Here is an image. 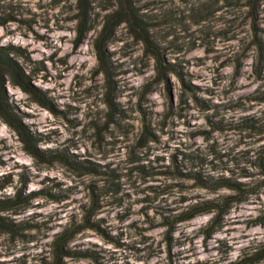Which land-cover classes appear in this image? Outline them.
I'll use <instances>...</instances> for the list:
<instances>
[{
    "label": "clouds",
    "instance_id": "obj_1",
    "mask_svg": "<svg viewBox=\"0 0 264 264\" xmlns=\"http://www.w3.org/2000/svg\"><path fill=\"white\" fill-rule=\"evenodd\" d=\"M80 2L0 0V264H264V0Z\"/></svg>",
    "mask_w": 264,
    "mask_h": 264
},
{
    "label": "trees",
    "instance_id": "obj_2",
    "mask_svg": "<svg viewBox=\"0 0 264 264\" xmlns=\"http://www.w3.org/2000/svg\"><path fill=\"white\" fill-rule=\"evenodd\" d=\"M249 4L251 5L252 8L250 15L255 16V10H256L255 0H249ZM80 9H81V15L84 16L86 19V10H87L86 0H81ZM110 25H111V21H109V23L105 25V32H107Z\"/></svg>",
    "mask_w": 264,
    "mask_h": 264
},
{
    "label": "rangeland",
    "instance_id": "obj_3",
    "mask_svg": "<svg viewBox=\"0 0 264 264\" xmlns=\"http://www.w3.org/2000/svg\"><path fill=\"white\" fill-rule=\"evenodd\" d=\"M255 14H256V10H255ZM248 264H252V262H251V261H249V262H248Z\"/></svg>",
    "mask_w": 264,
    "mask_h": 264
}]
</instances>
